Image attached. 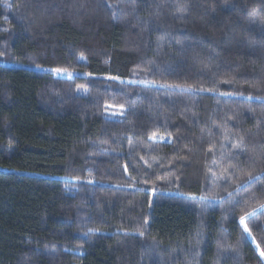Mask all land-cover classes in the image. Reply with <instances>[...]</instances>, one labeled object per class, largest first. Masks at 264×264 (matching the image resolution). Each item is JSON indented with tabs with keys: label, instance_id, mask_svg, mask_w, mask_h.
<instances>
[{
	"label": "trees",
	"instance_id": "obj_1",
	"mask_svg": "<svg viewBox=\"0 0 264 264\" xmlns=\"http://www.w3.org/2000/svg\"><path fill=\"white\" fill-rule=\"evenodd\" d=\"M260 204L264 0H0V264H264Z\"/></svg>",
	"mask_w": 264,
	"mask_h": 264
},
{
	"label": "snow or ice",
	"instance_id": "obj_2",
	"mask_svg": "<svg viewBox=\"0 0 264 264\" xmlns=\"http://www.w3.org/2000/svg\"><path fill=\"white\" fill-rule=\"evenodd\" d=\"M56 71H64L62 69H57ZM153 138L155 139V136H153ZM254 179V176L251 173H248L247 175V180L245 181V183H248V181H251ZM260 209H264V204H260L258 206V208H253L251 211L249 212H245L242 216H240V222L243 226V230L245 232V234L249 235L251 237V233H252V228L249 227V219L255 217L258 213V211ZM256 227H261L260 225H256ZM141 235H143V233H141ZM252 239H255V237H251ZM256 248L259 250V254L261 258H264V248H261L259 244L256 245Z\"/></svg>",
	"mask_w": 264,
	"mask_h": 264
},
{
	"label": "rangeland",
	"instance_id": "obj_3",
	"mask_svg": "<svg viewBox=\"0 0 264 264\" xmlns=\"http://www.w3.org/2000/svg\"><path fill=\"white\" fill-rule=\"evenodd\" d=\"M119 113H121V110L115 106H111L109 109V115L113 116V115H118Z\"/></svg>",
	"mask_w": 264,
	"mask_h": 264
},
{
	"label": "built area",
	"instance_id": "obj_4",
	"mask_svg": "<svg viewBox=\"0 0 264 264\" xmlns=\"http://www.w3.org/2000/svg\"><path fill=\"white\" fill-rule=\"evenodd\" d=\"M262 260H263V263H264V258H262Z\"/></svg>",
	"mask_w": 264,
	"mask_h": 264
}]
</instances>
